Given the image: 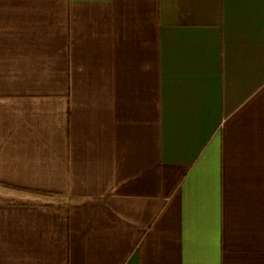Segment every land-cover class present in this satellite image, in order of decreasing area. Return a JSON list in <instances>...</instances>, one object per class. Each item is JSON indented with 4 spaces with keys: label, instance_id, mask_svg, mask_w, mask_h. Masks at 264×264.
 I'll return each instance as SVG.
<instances>
[{
    "label": "crops",
    "instance_id": "crops-1",
    "mask_svg": "<svg viewBox=\"0 0 264 264\" xmlns=\"http://www.w3.org/2000/svg\"><path fill=\"white\" fill-rule=\"evenodd\" d=\"M0 264H264V0H0Z\"/></svg>",
    "mask_w": 264,
    "mask_h": 264
}]
</instances>
